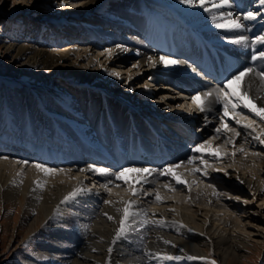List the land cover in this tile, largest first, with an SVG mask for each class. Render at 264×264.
Returning <instances> with one entry per match:
<instances>
[{
    "label": "bare ground",
    "instance_id": "obj_1",
    "mask_svg": "<svg viewBox=\"0 0 264 264\" xmlns=\"http://www.w3.org/2000/svg\"><path fill=\"white\" fill-rule=\"evenodd\" d=\"M62 1L67 3L68 17L56 16L48 4L42 5L38 16L41 21L47 20L49 26L52 23L57 26L56 30L50 27V33L47 30L45 40L51 41V46L61 42L60 48L46 49L28 42L0 39L4 57L53 79L66 81L68 77L75 82L70 90L60 83L53 92L57 97L51 103L52 108L42 109L45 124L28 109L21 114H10L5 123L18 132L24 145L16 150L0 149V157H8L0 159V206H14L19 214L22 211L20 226L26 227L27 235L37 240L20 261L12 264H177L176 259L164 258L175 254L186 257L189 264H200L188 257L209 256V251L224 263L239 257L254 234L247 226L264 229V207L261 208L264 206V144L253 139L264 132V120L238 106L236 110L241 115L232 119L230 113L225 121L241 134L233 143H225L234 133L215 131L221 126L222 105L216 103L211 111L200 112L194 109L191 97L217 88L226 79L218 83L212 78L203 80L201 74L190 69H200L206 46L204 39H209L221 51L233 49L232 60L226 61L227 65L264 70V61L257 60L248 66L249 50H246L248 46L264 51V45L229 42L230 38L244 34L253 39L252 31L247 32L243 27L218 29L212 20L216 16L217 22H222L223 14L225 18L247 22L253 29L261 24L260 32L264 31L261 13L264 9L260 11V4L252 6L250 11L258 15L254 20H245L233 11L232 5L205 12L180 0ZM229 12L231 17L227 16ZM154 33L163 38L158 46L149 41ZM69 39L73 40L72 45L79 43L77 48L82 52L75 51L74 45H67ZM106 49H112L111 55ZM164 55L173 59L177 56L181 63L165 67L159 62V57ZM193 62L198 64L191 68ZM112 63L114 69H110ZM133 64L138 66L133 68ZM59 66H67L65 76H54ZM113 70L125 75L117 80L118 77L109 75ZM206 72L218 73L215 69ZM141 75L150 84L158 80L152 93L129 90L130 80ZM185 85L196 90H186ZM143 86L138 82L135 89ZM231 87L238 93L248 91L257 106L264 105V81L254 73ZM166 107H170L168 111H164ZM183 121L194 124L193 128L190 126L195 137L192 146L178 145L172 138L182 128ZM249 122L251 128L241 126ZM145 135L149 138L147 142L143 139ZM6 137L11 143L15 135ZM52 138L56 142L52 146H57L53 153L59 154L57 142L65 147L62 159L66 163L54 165L35 158L42 143ZM205 141H210L213 151L219 150V158L208 151L192 152L195 145ZM164 144L172 158L153 166L150 161L154 158H149L162 157L164 153L159 151ZM241 148L243 151H238ZM96 149L111 157L113 165L94 159L97 155L93 151L99 152ZM189 156L197 157L193 164L185 163L175 169L186 184H177L173 176L159 174L166 165L186 161ZM201 159L207 160L209 166L201 164ZM37 163L64 171L46 174L35 167ZM89 164L108 168L110 172L100 175L89 171ZM140 167L157 171L147 175L146 182L136 172L125 173L121 180L115 178L122 168ZM193 168L201 171L193 173ZM204 172L207 174L202 175ZM137 180L141 183H136ZM76 188L87 191L62 204L64 197ZM251 195L261 201L255 210L249 200ZM237 196L239 200L235 199ZM106 200L111 203H105ZM125 201L134 202L133 215L128 230L117 238ZM109 216L113 219H108ZM252 220L257 224H252ZM11 237L13 244L15 238Z\"/></svg>",
    "mask_w": 264,
    "mask_h": 264
},
{
    "label": "rangeland",
    "instance_id": "obj_2",
    "mask_svg": "<svg viewBox=\"0 0 264 264\" xmlns=\"http://www.w3.org/2000/svg\"><path fill=\"white\" fill-rule=\"evenodd\" d=\"M29 1L0 0V39L6 38L7 40L12 39L16 42H28V44L30 45L36 46L35 44H37L40 47H46V49L53 47L60 48L59 44L61 42H57L55 44H52L53 46H51L49 44H51L52 42L45 40V38H48L46 35H48L51 31L50 27H54V23H52L51 21L52 24L51 26H49L50 24H47V20L46 22L41 21L38 19V16L40 14L42 5L45 6L48 4L53 7L52 9L56 16L66 18L68 17L67 15H65L67 11V3L63 2L62 0ZM60 2L64 4L66 3V6H64V8H61L59 6L61 4ZM43 29H45L46 31ZM53 29L56 30L58 28L56 26ZM47 30H49V33H47ZM42 32L45 33L44 36L41 35ZM32 38H35L36 41H32ZM39 38H41L42 40H40ZM58 40L59 39H56V41ZM46 41L47 43H43ZM72 42L73 40L69 39L66 44H70L71 46L74 45L75 51L80 50L77 48L79 43L72 45ZM80 52H82V50H80ZM1 55L2 54L0 52V128L5 127L6 121L11 118L10 114L16 112L21 114L22 112L28 110V112L38 115V120L41 122V124H45L44 119L41 118V115H43L44 113L42 109L50 107L51 103L57 97V95L53 94V92L58 89L60 83H63L70 90L71 84L75 83L74 80L68 77H66V81L53 79L52 77H48L46 74H42L41 72H36L30 68H25L21 62H13V60H10L9 57H4V55ZM101 65L103 66V63H101ZM114 66L115 63L110 64V69H114ZM66 67L59 66L58 70L54 73V76H65V73L68 70ZM124 75H119V77ZM114 77L116 78L117 76L114 75ZM119 77L117 80H121L119 79ZM157 81H152V83L150 84L149 81H146V79H144V75H141L139 77L137 76L130 80L131 85H129L130 89H128L132 91H140L142 89L144 91L147 90L149 93H152L153 88L157 86ZM138 82H140L144 86L136 90L135 87L136 83ZM35 86L37 88H35ZM103 89L108 90L109 88L103 86ZM38 91L41 92L38 93ZM123 94L125 95L126 92H123ZM17 96L19 98L21 97L22 100L17 98ZM30 99H34V101ZM169 108L170 107H166L163 109L164 111H168L167 109ZM141 197L143 196L141 195ZM249 200L252 201L251 205L252 207H254V210L257 209L256 206H261L259 197H252L251 195ZM263 207L264 206H262L261 208ZM0 209V264H12L14 261H20L22 256L31 250L37 240L34 236L29 237V233L27 235L26 227L20 226V222L22 220V211L19 214L17 210H15L17 208H15L14 206L8 205L7 207H5L3 204H1ZM256 217H259V215H257ZM251 222L252 224H257L256 220H252ZM247 227L249 230H252L254 234H252L249 238V246L245 247L241 251L242 254L239 257H234L232 259L230 258L228 263H224L221 262L219 257H217L212 251H209V256H196L192 260L199 261L200 264H212V261H215L216 264H264V229H262V227L260 226H258L260 230L255 229L257 227L255 225H249ZM12 235L15 238L13 244V239L11 240ZM10 241L11 243L9 244ZM10 246L11 248H9ZM8 248L10 249V251H7ZM174 256L180 258L175 260V263L177 261V264L190 263L189 261H187L186 257H181L180 255L177 256L176 254Z\"/></svg>",
    "mask_w": 264,
    "mask_h": 264
},
{
    "label": "snow or ice",
    "instance_id": "obj_3",
    "mask_svg": "<svg viewBox=\"0 0 264 264\" xmlns=\"http://www.w3.org/2000/svg\"><path fill=\"white\" fill-rule=\"evenodd\" d=\"M261 4H264V0H260ZM180 3L186 4L192 7H200L202 8L205 12H210L214 9H221L226 6H230L233 3V0H180ZM206 5H210L211 7H208ZM61 8L65 6L64 3H61L59 5ZM258 13L249 11L246 12L243 16V19L245 20H254L256 19V16ZM228 17H231L232 14L231 12L227 13ZM220 19L222 22H217V17L213 16L212 20L214 22V26L218 29H239L242 27V24L240 23L239 18H225L223 14H221ZM249 40L248 37L244 35H239L235 38H230L229 42L233 44H242V43H247ZM253 44L259 43L264 45V35H259L254 38L252 41ZM106 52L111 55L112 49H106ZM152 60V57H149V61ZM251 60L253 62L260 60L264 61V51H257L254 52L253 55L251 56ZM159 62L163 64L165 67H171L175 66L181 61L177 59H173L170 55H164L159 57ZM137 64H133L132 67L135 68L137 67ZM154 66V65H153ZM255 74V76L260 80L264 81V70L256 71L253 67H244L242 70L237 71L235 74L231 75L229 78H227L220 86L217 88L211 90V91H205L203 93L197 92L195 93L192 97V103L195 104V106L199 109L200 112H206V111H211L212 110V105L213 104H221L222 105V115L220 117L221 120V126L217 127L215 131L219 134L221 133L222 129L227 130L230 132H233L234 135L225 143H233L241 133L236 131L234 128H230L229 124L225 121V117H229V114L231 113L232 119H234L236 116H240L241 113L238 112L236 109L238 106H242L243 108L248 109L250 112H254L255 115H257L261 120H264V105L262 106H257L256 103H254L253 98L250 96L248 91H241V92H236L232 89V84L234 82L238 83H243L246 77H248L251 74ZM109 75H115L119 77V74L116 73L115 71L109 72ZM131 79V77H129ZM151 79V77L149 78ZM246 119V117H245ZM237 124H241L240 120H236ZM244 128H251L252 127V122L242 124L241 125ZM261 136H264V132L261 133V135H257L253 137V139L259 140L261 144H264V139L261 138ZM218 137H213V139H217ZM205 151H208L210 155H214L216 158L220 157L219 150H212V146L210 141H205L202 144H197L192 148V152H198L203 154ZM238 151H243V149H238ZM235 155V153H233ZM0 159H8V157H0ZM197 157L195 156H189L186 161H181L180 163L177 164H168L164 168L159 170V174L164 176V175H170L173 176V178L176 180L177 184H186L187 182L180 179L179 175L175 173V169L179 168L182 164H193ZM18 163H23L27 164L28 161H18ZM200 163L209 166L207 160L201 159ZM35 167L44 173H52L56 171H64L63 169H53L49 168L44 164H35ZM89 171H94L100 175H108L110 170L108 168L104 167H96L94 165L89 164L87 166ZM157 171L156 169L153 168H147V167H140V168H122L119 171L115 173V178L117 180L123 179L125 173L128 172H136L139 174H142L143 180L146 182V176L151 175L153 172ZM200 168H193L192 172H200ZM207 173L204 172L202 175H206ZM227 174V173H225ZM242 182V181H241ZM136 183H141V180H137ZM102 187H106V185H102ZM87 191L85 188H76L73 191L69 192L68 195L64 197V199L61 201V203H67L70 200L75 199L78 195L84 193ZM132 194H136V189L133 187L132 188ZM146 194V193H145ZM223 195H227V193H223ZM157 201L160 200L159 194L156 195ZM235 199L239 200L240 197H235ZM105 203H111V201H105ZM247 203V201H245ZM125 207L123 208V215L120 218V227L117 229V238L123 236L125 232L128 230V221L129 218L133 215L131 209L134 206L133 201H125L124 202ZM59 211V209L57 210ZM107 215V214H105ZM108 219H113V217L109 216ZM164 243H169L168 241H164ZM111 251V249L109 250ZM165 259H180L179 257H173V256H166L164 257ZM189 259H193L194 257H188ZM212 264H216L215 261H212Z\"/></svg>",
    "mask_w": 264,
    "mask_h": 264
}]
</instances>
